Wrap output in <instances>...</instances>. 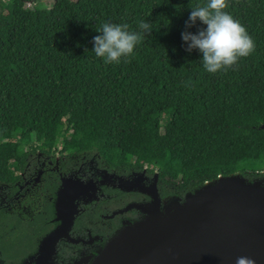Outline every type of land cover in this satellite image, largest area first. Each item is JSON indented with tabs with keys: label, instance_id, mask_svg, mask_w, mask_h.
Masks as SVG:
<instances>
[{
	"label": "trees",
	"instance_id": "obj_1",
	"mask_svg": "<svg viewBox=\"0 0 264 264\" xmlns=\"http://www.w3.org/2000/svg\"><path fill=\"white\" fill-rule=\"evenodd\" d=\"M43 1L0 0V176L36 142L121 173L158 172L161 196L219 175L262 176L236 166L264 163V0H228L255 51L215 74L182 39L206 27L186 21L207 0ZM140 21L153 30L127 61L92 51L103 22L140 31Z\"/></svg>",
	"mask_w": 264,
	"mask_h": 264
},
{
	"label": "water",
	"instance_id": "obj_2",
	"mask_svg": "<svg viewBox=\"0 0 264 264\" xmlns=\"http://www.w3.org/2000/svg\"><path fill=\"white\" fill-rule=\"evenodd\" d=\"M137 174V181L123 179L122 188L145 193L149 200L122 212L136 208L141 215L124 221L96 254L78 264H235L238 256L264 264V171L252 179L242 173L219 175L183 197H162L158 172L149 185L142 183L141 171ZM68 192L76 198L74 187ZM76 212L75 204L66 224L43 239L36 264H51Z\"/></svg>",
	"mask_w": 264,
	"mask_h": 264
},
{
	"label": "flooded vegetation",
	"instance_id": "obj_3",
	"mask_svg": "<svg viewBox=\"0 0 264 264\" xmlns=\"http://www.w3.org/2000/svg\"><path fill=\"white\" fill-rule=\"evenodd\" d=\"M34 146L16 163L9 162L0 176V264H36L43 239L66 224L75 204L73 224L68 236L59 238L51 264H78L96 254L124 221L141 215L136 208L122 212L149 200L138 190L123 189V179L137 181L141 171L142 183L149 185L155 173H121L97 155L65 153L59 145L49 150ZM73 187L76 198L68 192Z\"/></svg>",
	"mask_w": 264,
	"mask_h": 264
},
{
	"label": "clouds",
	"instance_id": "obj_4",
	"mask_svg": "<svg viewBox=\"0 0 264 264\" xmlns=\"http://www.w3.org/2000/svg\"><path fill=\"white\" fill-rule=\"evenodd\" d=\"M228 7V0H207L204 5L191 7L186 27L195 26L197 21L206 27L198 29L195 34L189 31L182 33L186 51L199 50L203 67L209 73L227 71L255 51L253 38L246 27L226 11ZM139 29L130 31L127 23L103 22L96 29L101 34L93 38L92 51L97 57L103 58L105 64H119L122 58L127 61L145 34L150 35L153 30L151 23L144 21L139 22ZM190 84V80L186 82V86ZM235 264H256V260L238 256Z\"/></svg>",
	"mask_w": 264,
	"mask_h": 264
},
{
	"label": "rangeland",
	"instance_id": "obj_5",
	"mask_svg": "<svg viewBox=\"0 0 264 264\" xmlns=\"http://www.w3.org/2000/svg\"><path fill=\"white\" fill-rule=\"evenodd\" d=\"M55 0H44L42 3L38 2V4H43L45 6H51L52 4H54ZM27 6L32 7L33 4L32 3H28ZM59 148L62 147V144L59 143ZM59 150V149H58ZM237 172H242L245 169H250V170H254V171H263L264 170V163H262L261 161H255V160H251V161H240L238 162L237 166H236Z\"/></svg>",
	"mask_w": 264,
	"mask_h": 264
}]
</instances>
